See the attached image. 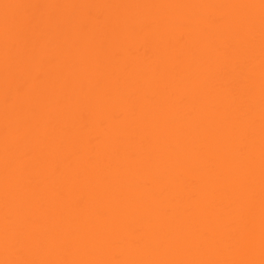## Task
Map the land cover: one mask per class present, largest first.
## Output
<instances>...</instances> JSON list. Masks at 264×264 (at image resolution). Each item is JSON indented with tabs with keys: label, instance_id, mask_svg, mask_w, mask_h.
Masks as SVG:
<instances>
[{
	"label": "bare ground",
	"instance_id": "6f19581e",
	"mask_svg": "<svg viewBox=\"0 0 264 264\" xmlns=\"http://www.w3.org/2000/svg\"><path fill=\"white\" fill-rule=\"evenodd\" d=\"M0 264H264V0H0Z\"/></svg>",
	"mask_w": 264,
	"mask_h": 264
}]
</instances>
